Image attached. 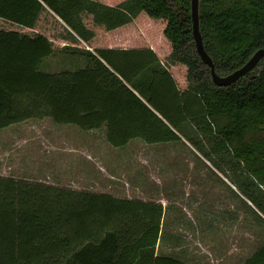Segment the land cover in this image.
I'll return each instance as SVG.
<instances>
[{"label": "trees", "instance_id": "obj_1", "mask_svg": "<svg viewBox=\"0 0 264 264\" xmlns=\"http://www.w3.org/2000/svg\"><path fill=\"white\" fill-rule=\"evenodd\" d=\"M140 13L165 21L166 63L149 48L80 46L95 35L85 17L111 30ZM43 14L62 25L57 49L42 33L0 29V129L50 117L104 127L114 147L188 143L264 228V57L236 82L214 84L195 48L191 0H0V19L12 24L34 29ZM198 21L219 76L264 47V0H198ZM47 59L53 72L41 70ZM170 64L186 67L185 90ZM162 215L154 201L0 176V264H186L156 254ZM242 264H264V241Z\"/></svg>", "mask_w": 264, "mask_h": 264}, {"label": "rangeland", "instance_id": "obj_2", "mask_svg": "<svg viewBox=\"0 0 264 264\" xmlns=\"http://www.w3.org/2000/svg\"><path fill=\"white\" fill-rule=\"evenodd\" d=\"M48 18L43 14L34 29L0 19V29L63 34L62 25ZM84 22L95 28L90 17ZM161 22L164 26L163 19L141 13L135 23L152 38L159 35ZM97 28L95 39L80 46L94 50L106 45L109 32ZM53 45L57 49L62 42ZM51 60L60 61L58 55ZM41 70L53 72L55 67L47 59ZM196 154L181 141L146 144L135 138L114 147L104 127L84 130L50 117L0 129V176L158 202L163 215L156 254L186 264H242L264 241V228L250 221L232 192L235 187Z\"/></svg>", "mask_w": 264, "mask_h": 264}, {"label": "crops", "instance_id": "obj_3", "mask_svg": "<svg viewBox=\"0 0 264 264\" xmlns=\"http://www.w3.org/2000/svg\"><path fill=\"white\" fill-rule=\"evenodd\" d=\"M121 1L123 0H120L114 3H110L107 1H104V2L100 1V2H103L111 6H115ZM140 14L136 18H134L130 23L124 24L115 29L107 30L109 34L108 35L106 34V39H107L106 45L95 47V49H99V48H113V49L149 48L156 54L161 64L166 63L168 55L170 54L171 48L170 46H168L167 42H165L163 38L161 37V33L163 34V29L165 25L163 26L161 22L159 24V35L151 38L147 35L148 33L146 30H142V29L140 30L138 26H136L135 22L137 21L138 17H140ZM45 17L48 18L51 16L45 15ZM54 21L56 22V20ZM86 25L90 26L88 24ZM94 27L95 28H91V29L94 31L95 35L90 41L86 43H90L92 40L95 39L96 34H97V29H98L97 27L99 26H94ZM48 38L52 40L53 42L60 41L62 42V45L65 44L64 43L65 40L61 36H57V37L48 36ZM94 50H91V51H94ZM167 70L171 74L173 79L175 80L176 87L179 90H185L186 89L185 85L187 83L185 79L186 67L181 64H170L167 67Z\"/></svg>", "mask_w": 264, "mask_h": 264}, {"label": "water", "instance_id": "obj_4", "mask_svg": "<svg viewBox=\"0 0 264 264\" xmlns=\"http://www.w3.org/2000/svg\"><path fill=\"white\" fill-rule=\"evenodd\" d=\"M191 21H192V35L195 43L197 54L203 63L209 66L211 79L217 86H227L236 82L241 76L251 71L259 60L264 57V47L257 49L252 56L239 68L225 76H219L214 71L213 62L210 56L204 50L202 39L199 31L198 21V0H191Z\"/></svg>", "mask_w": 264, "mask_h": 264}]
</instances>
